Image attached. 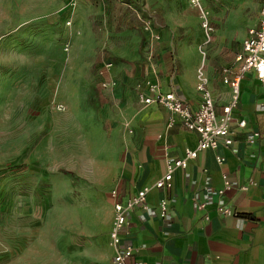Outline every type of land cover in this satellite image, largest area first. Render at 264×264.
Returning <instances> with one entry per match:
<instances>
[{
	"label": "crops",
	"instance_id": "obj_1",
	"mask_svg": "<svg viewBox=\"0 0 264 264\" xmlns=\"http://www.w3.org/2000/svg\"><path fill=\"white\" fill-rule=\"evenodd\" d=\"M173 1L171 17L166 0L152 4L131 0L140 16L128 11L112 32V63L99 70L97 85L114 84L106 92L94 88L99 109L87 129V141L75 154L79 176L73 198L89 199L90 209L81 226V207L74 204L72 222L91 238L59 237L40 243L33 257L42 264H108L113 252L107 236L113 203L109 190L115 188L117 199L123 201L141 186L148 187V207L132 208L122 228L124 239L132 244V258L143 264H264V89L254 71H246L239 83L230 114L231 145L219 143L215 149L198 151L183 169L173 171L167 188L152 185L164 173L165 157L181 158L185 150L194 148L197 134L162 106H142L137 100L142 82L156 80L160 91L172 90L190 110L196 109L200 93L195 89V71L202 66L219 113L230 100L220 69L234 71L239 65L235 58L247 29L258 22L259 2L255 0L253 21L242 20L233 30L213 32L216 19L201 0L212 26L201 57L198 46L203 33L196 10L187 0ZM144 22L150 32L143 28ZM240 119L243 128L236 126ZM252 131L257 136L249 143L246 138ZM217 156L222 158L220 164ZM224 179L235 186L218 194ZM162 198L167 201L165 219L159 217L157 207ZM224 208L231 213H222ZM17 255L13 264L21 262Z\"/></svg>",
	"mask_w": 264,
	"mask_h": 264
},
{
	"label": "rangeland",
	"instance_id": "obj_2",
	"mask_svg": "<svg viewBox=\"0 0 264 264\" xmlns=\"http://www.w3.org/2000/svg\"><path fill=\"white\" fill-rule=\"evenodd\" d=\"M130 1L0 0V264H13L17 254L19 264L33 259L47 240L91 238L73 226L74 204L81 226L90 209L89 199L73 198L75 154L99 109L94 88L112 63V32L128 11L141 14ZM172 1L165 3L171 17ZM204 3L216 19L213 32L253 21L257 5Z\"/></svg>",
	"mask_w": 264,
	"mask_h": 264
},
{
	"label": "built area",
	"instance_id": "obj_3",
	"mask_svg": "<svg viewBox=\"0 0 264 264\" xmlns=\"http://www.w3.org/2000/svg\"><path fill=\"white\" fill-rule=\"evenodd\" d=\"M188 4L195 8L199 20V26L203 33V41L198 46L199 52L204 55L202 46L210 40L212 26L209 22V12L203 6L201 0H187ZM259 2V18L256 26L247 29V34L241 42V51L236 56L239 65L234 71L228 67H221V82L226 84L230 90L229 102L221 107V111L216 113L209 90L206 87L207 78L205 77L202 66L195 71V89L200 93V102L196 109L190 110L181 99L172 91L162 92L156 80H144L142 88L137 90V100L142 106L149 104H158L167 110L170 114L178 117L180 123L188 130L197 134V140L194 148L185 150L181 158L165 157L164 173L153 182L156 188H167L170 184L172 173L175 169H183L186 161L195 157L198 151L204 149H215L219 143L224 146H230L232 143V131L230 128L231 110L236 106L239 83L244 73L253 70L259 84L264 89V0ZM143 28L150 32L149 24L144 22ZM151 38L153 34H149ZM63 49H67L64 44ZM113 81L102 82V87L113 86ZM62 106L57 105L60 109ZM238 128L245 126L244 120L236 121ZM257 136L256 131H252L246 138L247 142H252ZM216 162L220 164L222 158L217 156ZM227 179L223 180L220 188L216 193L221 194L225 189L234 187ZM240 189H245V185L240 184ZM148 190L147 186L139 187L134 194L123 201L117 199L115 188L109 190L113 198L112 215L108 227V245L113 249L112 257L108 264H143L141 261L132 258V244L124 239L123 226L126 224V214L134 207L146 209L148 207L145 195ZM157 207L159 217L165 219L167 214V201L162 198L159 200ZM197 207H201L199 204ZM222 213L229 215L231 212L228 208L221 210Z\"/></svg>",
	"mask_w": 264,
	"mask_h": 264
}]
</instances>
